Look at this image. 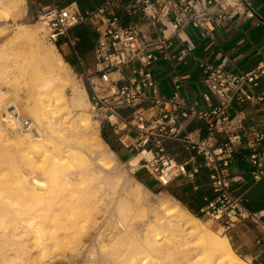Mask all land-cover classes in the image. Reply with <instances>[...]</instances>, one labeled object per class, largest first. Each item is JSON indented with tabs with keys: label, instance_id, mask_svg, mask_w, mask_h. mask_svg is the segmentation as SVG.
Returning a JSON list of instances; mask_svg holds the SVG:
<instances>
[{
	"label": "built area",
	"instance_id": "1",
	"mask_svg": "<svg viewBox=\"0 0 264 264\" xmlns=\"http://www.w3.org/2000/svg\"><path fill=\"white\" fill-rule=\"evenodd\" d=\"M255 14L251 0H105L92 11H82L77 2L61 6L53 0L42 8L37 21L45 40L58 45L61 38L65 39L81 65L74 28L85 22L92 24L97 35L95 68L81 75L91 88L89 98L100 125L105 121L114 127L122 123L136 131V148L154 151L162 167L167 168V172L160 171L161 175H169V179L170 159L163 156L167 141L184 143L193 152L192 159L202 155L211 171L214 196L206 198L198 215L220 223L226 231L236 222L252 223L257 252L250 257L251 264H264V208H247L246 194L235 186L244 178L230 171L241 149L249 148L246 159L252 165L253 182L264 177V149H259L264 131L255 125L243 127L241 114L230 112L236 101L259 103L264 112V91L255 92L264 81V54L253 68L240 73L227 69V58L219 63L197 59L195 64L202 68L207 88L204 107L197 102L189 104L180 83L170 96H160L150 70L160 58L187 62L197 46L188 28L199 29L202 36H213L226 21ZM142 20L154 25L155 35L141 30ZM175 43L179 46L174 49ZM189 118L206 122L205 136L187 131ZM5 120L29 139L39 134L34 120L15 102L6 104ZM180 168L185 171L184 166Z\"/></svg>",
	"mask_w": 264,
	"mask_h": 264
},
{
	"label": "bare ground",
	"instance_id": "2",
	"mask_svg": "<svg viewBox=\"0 0 264 264\" xmlns=\"http://www.w3.org/2000/svg\"><path fill=\"white\" fill-rule=\"evenodd\" d=\"M11 1H14V7H21L25 0ZM1 2L0 14H3L5 3ZM27 34L33 36L29 30ZM40 47L43 62L35 63L37 65L33 69L39 73L41 68H45L49 76L36 78L34 93L47 101L44 113L51 109L50 101L53 97L55 100L65 99L67 104L64 85H68L73 92L71 101L74 109L84 110L86 107L83 100L88 99V92L85 86L75 81L70 64L55 48L44 44ZM2 96L0 92V106ZM88 120L85 119L81 130V135L85 137L93 129ZM53 122L50 120L51 124ZM4 130L0 126V139H9V134L12 135L19 157L27 165L38 166V159L34 158L48 151L50 139L43 136L24 145V140L16 130L9 133ZM62 143L54 145L51 158L44 154L38 157L39 161L42 157L45 163L42 174L48 173V176L57 178L58 181L54 180V183L44 182L45 177L38 178L36 175V179L32 178L31 181L28 177V181L19 176L22 172L15 173L19 175L11 178V174L8 176L0 163V264H41L48 261L47 257L51 258L55 251L66 254L68 250L75 249H79L78 258L90 261L99 256L102 259L100 262L107 264H249L235 253L227 236H218L199 217L179 204L151 203L149 213L142 214V209L135 204L131 206L129 202H123L126 197L122 184L117 180L109 183V190L108 187L75 189L83 179L67 181L65 176L68 173L65 175L63 170L67 169L65 163L78 152H75L73 146L64 143L63 146ZM96 147L101 156L108 154V145L104 140H100ZM29 150L31 153H41L33 158ZM151 154L147 151L138 153L130 162L137 164L142 158L149 160L153 158ZM130 192L135 199H142L140 190ZM34 201L35 206L29 208V203L34 204ZM91 241H98L99 246L93 242L91 245ZM32 249H38L37 254L32 253Z\"/></svg>",
	"mask_w": 264,
	"mask_h": 264
},
{
	"label": "crops",
	"instance_id": "3",
	"mask_svg": "<svg viewBox=\"0 0 264 264\" xmlns=\"http://www.w3.org/2000/svg\"><path fill=\"white\" fill-rule=\"evenodd\" d=\"M105 0H57L61 6L71 2H77L82 11H92L100 6ZM53 0H27V9L25 16L30 20H35L42 8L51 4ZM254 17L236 16L222 26L216 28L213 36H202L199 29L190 27L189 33L196 42V49L192 56H189L187 62H173L158 59L150 66V70L157 82L158 93L160 96H170L177 84H181L180 91L186 97L189 104L197 102L202 107L206 106V100L203 97L207 90L204 83V73L202 68L195 64L197 59L219 63L227 58V69L234 73L245 72L253 68L264 54V3L254 5ZM140 28L144 32L155 35L154 25L147 21H139ZM97 36L94 38V44L91 49L81 56L82 65L73 53H69L63 48L65 55L74 60L71 67L79 68L82 74L85 70L92 71V58L95 61L94 47ZM67 42V41H66ZM179 45L175 43L174 49ZM56 47L61 46L58 44ZM65 54V55H64ZM264 91V81L255 89L256 93ZM214 101L215 98H214ZM230 112L232 115L240 113L243 118V127L255 125L258 129L264 131V112L261 104L256 102H234ZM187 131H194L196 135L205 136L207 133L206 122L204 120L189 118L185 122ZM242 131V128L239 129ZM102 139L109 146L111 151L120 159V161L130 165L129 161L138 153H143L136 148L137 132L124 128L122 123L117 127L112 126L108 121L101 125ZM244 140H246L244 138ZM259 149H264V141L259 144ZM149 152V151H147ZM250 152L249 148H243L236 157V160L230 167L232 175H241L244 180L235 186L238 192H244L248 198L247 208L257 210L264 208V177L253 182L251 177L252 165L246 159ZM151 159L142 158L140 163L133 169L136 179L144 186L150 189L165 190L170 196L183 203L188 209L194 211L206 203V198H212L214 192L211 186L210 170L204 165L202 155L191 156L193 152L188 150L184 143L169 140L166 143V152L163 156L170 159L171 179L168 176H162L160 171L163 168L160 158L155 152H150ZM185 167V171L181 170ZM158 169V170H157ZM197 169V171H194ZM194 171V172H193ZM164 180V181H163ZM255 229L248 227L243 231L241 240H238V248L246 253L248 257H254L257 252L253 240Z\"/></svg>",
	"mask_w": 264,
	"mask_h": 264
},
{
	"label": "rangeland",
	"instance_id": "4",
	"mask_svg": "<svg viewBox=\"0 0 264 264\" xmlns=\"http://www.w3.org/2000/svg\"><path fill=\"white\" fill-rule=\"evenodd\" d=\"M7 1L0 0L1 3H5L3 5L4 13L0 14V92H2L4 95L2 96V106H0V126L6 130V133H9V131L12 130H16L10 122L5 120L6 104L9 102H15L16 104L21 106L24 113H26L34 120L39 130V135L36 138L31 139L22 135L16 130V132H18L21 138L24 140L23 144L26 145V142H31L32 140L42 138L43 136L46 137L47 140L48 138L50 139V143L47 144L48 153H31L32 151H28L30 152V155L33 154V158L38 153H41L40 155H37L38 157L44 154L45 156L51 158L53 156L52 153L54 145L57 143L60 144L62 142L65 145L69 144L73 146L75 152H78V154L72 156L68 162H64L66 164L65 167L67 169L63 170L65 175L66 173H68V175H66L67 177L65 176L67 181H72L79 178L83 179L81 184L74 187L75 189L78 187V189H90L98 187H105L106 189V187H108L109 190V183L117 180L122 184L124 194L127 195L125 196L123 194L124 198L126 197L125 199H123V202H129L128 204L131 206L135 204L134 206H138L143 210H141L142 214L149 213L151 203L157 204L160 202H169L172 204H179L181 205V207L183 206V208H187L183 203L170 196L165 190L150 189L144 186L143 184H140V182L136 179L133 173V169L140 163V161L137 164H134L129 161L130 165H128L120 161V159L111 151L109 146L107 147L109 155L106 154L104 157L98 153V150H96V145L97 143L99 144L100 140H103L101 135V125L98 118L96 117V110L94 109L93 104L91 103L89 98L91 88L89 86V83L86 81L85 77L79 72V68L76 69L72 67L75 81L85 86L88 92V99L84 98L83 100L86 108L82 110L75 107L74 109V106L72 105L73 103L71 101L73 92L68 85H64L63 87L66 96L68 97L67 104H65V99L55 100V98L53 97L54 100L51 99L50 101L51 109L44 113V106L47 101H44L39 96L38 98L37 95L34 93L35 84L37 82L35 80L37 77H47L49 76V74H47V70L45 68H41L39 73L34 72L33 68L35 67V65L38 64V62L39 64H42L40 63V61L43 62L41 59V54L39 53L41 50V45L44 44L47 47L55 48L56 52H60V47L56 48L52 43L45 40L42 34V27L37 21V19L30 20L25 16V12L27 9V0L24 1V4H22L21 7H14V1ZM251 1L254 5H262L264 3V0ZM1 9L2 8L0 7V10ZM27 30L31 31L33 33V36L30 37L27 34ZM58 44L61 46V49L65 48L66 51L73 54L72 49L70 48L69 44L66 42L65 39L61 38ZM94 64L95 61L94 58H92V66ZM35 96L37 98H35ZM87 118H89L88 121H90V123L92 124L93 129L89 133V135L87 134L88 137H85L81 135V130L84 128L83 123ZM50 120L51 122H53L52 120H55L56 123L53 122L51 124ZM77 126L79 133L77 131ZM0 141V163L6 169L8 176L9 174H11L10 177L13 178L19 175L15 173L22 172L19 176H23L26 179L30 178L31 181L33 179H36L37 177H45L43 178L45 179L44 182L54 183V180L56 182L58 181L57 178L55 179L48 176V173L45 174L47 178L45 175L42 174L45 169V163L42 161L44 159L41 160L42 157L40 158V161L38 157L34 158L36 160L38 159V164L36 163L38 166L36 167L29 164L28 166L27 163L22 158H20L18 153L15 151L16 141L13 139L12 135L10 136L9 134V139H0ZM67 163L69 164L67 165ZM26 171L30 172L31 174L27 173ZM26 174L30 175L26 176ZM34 175H36L37 177ZM30 179L28 181H30ZM56 185L55 186L58 187V184ZM52 186V188H54V184ZM137 189L141 192L142 199L140 200L135 199L133 194H131L130 192V190ZM31 205L35 206V201L34 204L30 202L28 207L32 208L33 206ZM190 212L194 216L199 217L203 221L204 225L210 228L216 234H218V236H227L231 241L235 253L245 259L249 264H251V258L248 257L246 253L243 252L240 248H238V240H241L245 228L251 227L254 229V225L252 223H247L246 225H244L241 222H236V225L230 231H226L220 223L199 216L191 210ZM93 241L90 242L91 245ZM94 244H96L95 246L97 247L99 246L98 241ZM37 252L38 249H34L32 253L37 254ZM75 255L77 256L76 258H78V256L80 255L79 249L78 251L77 249L71 251L68 250L66 254H61L59 251H55L53 254H51V258L50 256L47 257L48 261L41 264H107L106 262H100L102 259L101 257L99 258V256L95 257L90 261H86L79 257L76 261V258H74ZM72 257L73 259L71 260Z\"/></svg>",
	"mask_w": 264,
	"mask_h": 264
},
{
	"label": "trees",
	"instance_id": "5",
	"mask_svg": "<svg viewBox=\"0 0 264 264\" xmlns=\"http://www.w3.org/2000/svg\"><path fill=\"white\" fill-rule=\"evenodd\" d=\"M74 33L78 37V42H77V45H76V50H77L78 54L80 56H82L83 54H85L86 52H88L91 49V47L93 46V44H94V38H95V36H97L96 35V32H95V30H94V28H93V26H92L91 23L85 22V23H82V24L76 26L74 28ZM60 51L62 53H64L63 49H61V48H60ZM65 58H66V60L68 62H70L71 64L74 65V60L70 59L66 55H65ZM189 210H191L192 212L198 214L197 211H194L190 207H189Z\"/></svg>",
	"mask_w": 264,
	"mask_h": 264
}]
</instances>
